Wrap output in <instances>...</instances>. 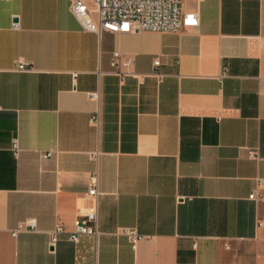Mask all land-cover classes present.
<instances>
[{"label":"crops","instance_id":"obj_1","mask_svg":"<svg viewBox=\"0 0 264 264\" xmlns=\"http://www.w3.org/2000/svg\"><path fill=\"white\" fill-rule=\"evenodd\" d=\"M181 5L196 29L98 36L68 0H0V264H264V0ZM95 171L100 235L73 243Z\"/></svg>","mask_w":264,"mask_h":264},{"label":"built area","instance_id":"obj_2","mask_svg":"<svg viewBox=\"0 0 264 264\" xmlns=\"http://www.w3.org/2000/svg\"><path fill=\"white\" fill-rule=\"evenodd\" d=\"M69 9L72 15L85 31L96 33L98 36L102 31L110 33H133L138 31H150L157 33H177L183 29H196L199 25L198 13L196 11L185 12L182 9L181 0H68ZM14 27L17 23L13 24ZM131 60L121 53L114 51L111 54L110 67L111 74L119 80L121 84L126 78L140 76L131 70ZM159 59L153 60V66H159ZM29 67L22 61H17L16 71H28ZM2 70H0V73ZM100 75V72H98ZM158 79L162 75L152 73ZM90 100L98 103L100 99L99 89L87 93ZM90 124L96 126L99 122V115L96 112L89 118ZM10 151L14 158L20 153L17 137L10 143ZM52 155V151L39 152V158L45 159ZM97 153L93 154L96 159ZM263 183L262 179H256L255 189L248 196L256 202H264V195L257 189ZM97 172L91 173L87 196L94 202L93 210L89 211L84 218L76 219L73 229L67 235L70 242L76 243L80 236H92L97 238L100 232L97 228ZM36 223L33 219H26L19 222L16 228L11 231L15 235L21 231H34ZM62 232L58 225L50 234V247L53 248L57 241V235ZM118 233L127 236L132 248L135 249L137 243L146 239L147 236L139 234L135 229H119Z\"/></svg>","mask_w":264,"mask_h":264}]
</instances>
